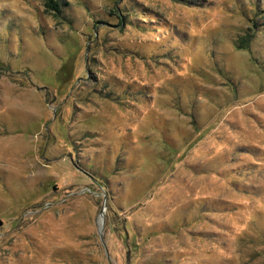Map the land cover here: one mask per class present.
Returning <instances> with one entry per match:
<instances>
[{
    "label": "rangeland",
    "instance_id": "obj_1",
    "mask_svg": "<svg viewBox=\"0 0 264 264\" xmlns=\"http://www.w3.org/2000/svg\"><path fill=\"white\" fill-rule=\"evenodd\" d=\"M56 1L0 0V264H264V0Z\"/></svg>",
    "mask_w": 264,
    "mask_h": 264
},
{
    "label": "trees",
    "instance_id": "obj_2",
    "mask_svg": "<svg viewBox=\"0 0 264 264\" xmlns=\"http://www.w3.org/2000/svg\"><path fill=\"white\" fill-rule=\"evenodd\" d=\"M44 1H45L47 8L54 10L57 13L60 11V8H59L60 4L58 1L56 0H44Z\"/></svg>",
    "mask_w": 264,
    "mask_h": 264
},
{
    "label": "water",
    "instance_id": "obj_3",
    "mask_svg": "<svg viewBox=\"0 0 264 264\" xmlns=\"http://www.w3.org/2000/svg\"><path fill=\"white\" fill-rule=\"evenodd\" d=\"M101 227H102V226L100 225V226H99V229H100ZM102 242H103V240H102Z\"/></svg>",
    "mask_w": 264,
    "mask_h": 264
}]
</instances>
